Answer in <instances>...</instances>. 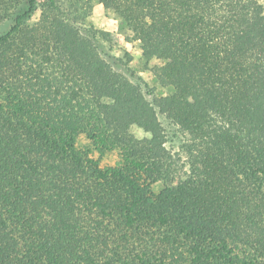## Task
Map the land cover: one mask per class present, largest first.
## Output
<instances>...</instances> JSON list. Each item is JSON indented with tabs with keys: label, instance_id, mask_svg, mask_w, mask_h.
Wrapping results in <instances>:
<instances>
[{
	"label": "trees",
	"instance_id": "16d2710c",
	"mask_svg": "<svg viewBox=\"0 0 264 264\" xmlns=\"http://www.w3.org/2000/svg\"><path fill=\"white\" fill-rule=\"evenodd\" d=\"M90 1L0 0V264H264L262 6L94 0L157 62L151 103L77 25Z\"/></svg>",
	"mask_w": 264,
	"mask_h": 264
},
{
	"label": "rangeland",
	"instance_id": "374dc122",
	"mask_svg": "<svg viewBox=\"0 0 264 264\" xmlns=\"http://www.w3.org/2000/svg\"><path fill=\"white\" fill-rule=\"evenodd\" d=\"M81 2L84 4L83 0ZM258 2L262 6L264 14V0H258ZM87 5L90 7L88 13L83 19L80 18L77 25L94 33L103 51L113 61L115 69L138 85L143 96L151 103L159 97L170 94L171 89L159 86L153 76L152 70L156 67L157 62L154 60L145 62L143 60L139 42L133 39L130 30L124 26L116 14L94 0H91ZM39 15L40 9L37 7L28 24L35 23ZM101 33H109L110 41L103 40ZM159 120L166 135V149L172 154L179 152L182 143L179 131L163 115H159ZM130 132L136 139L148 137L146 133L135 126L130 129ZM77 146L84 151H91L90 157L97 160L101 167L115 165L118 161L116 151L99 156L92 150L85 135L78 137Z\"/></svg>",
	"mask_w": 264,
	"mask_h": 264
}]
</instances>
